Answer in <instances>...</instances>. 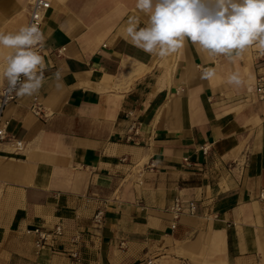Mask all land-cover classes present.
<instances>
[{
  "label": "crops",
  "instance_id": "crops-1",
  "mask_svg": "<svg viewBox=\"0 0 264 264\" xmlns=\"http://www.w3.org/2000/svg\"><path fill=\"white\" fill-rule=\"evenodd\" d=\"M27 3L0 0V31L25 25ZM131 15L142 27L135 0H51L45 83L1 115L23 146L0 142V264H264V99L255 91L264 55L250 47L233 63L190 40L149 55L127 38ZM11 51L0 48V66ZM206 68L211 80L201 79ZM233 72L241 87L227 83ZM55 225L64 236L36 249L26 231ZM76 232L79 261L67 252Z\"/></svg>",
  "mask_w": 264,
  "mask_h": 264
},
{
  "label": "clouds",
  "instance_id": "clouds-1",
  "mask_svg": "<svg viewBox=\"0 0 264 264\" xmlns=\"http://www.w3.org/2000/svg\"><path fill=\"white\" fill-rule=\"evenodd\" d=\"M138 16L126 21L129 42L149 55L170 56L190 40L210 55H223L235 63L250 47L264 55V0H135ZM45 34L37 23L21 26L16 32L0 31V48L12 51L4 56L0 78L7 82L5 95L32 96L45 83ZM215 68H206L203 80H211ZM57 88L62 86V72L53 73ZM227 83L241 87L244 80L238 72L229 75Z\"/></svg>",
  "mask_w": 264,
  "mask_h": 264
},
{
  "label": "built area",
  "instance_id": "built-area-1",
  "mask_svg": "<svg viewBox=\"0 0 264 264\" xmlns=\"http://www.w3.org/2000/svg\"><path fill=\"white\" fill-rule=\"evenodd\" d=\"M51 7V0H29L27 3V17L25 25L31 24V23H37L42 29V23L45 16V13L47 10ZM43 31V29H42ZM63 49L60 48L57 51V54H60ZM40 54H42L43 48L39 49ZM258 83L262 85H258L255 88V91L259 93V98L264 99V77L260 76L258 79ZM7 91V82L4 84V86L0 89V142L6 141L9 142L10 145L14 147V149H21L23 146V143L21 140H15L11 136H9L5 131V126L7 121H2L1 115L2 111L5 105H7L10 102H13L16 99L15 92H11L8 95H5V92ZM31 111L36 115H42L43 112L41 110V106L37 100L36 97L32 98L31 105H30ZM138 134V123L137 121H134L127 133L126 139L128 141H132L134 137ZM201 150L203 153H207L208 147H202ZM260 197L264 199V189L260 193ZM102 203L97 205L95 208V211L92 215V222L95 225H99L102 223L103 219V213H104V200H101ZM189 210L192 212L194 210L193 203L189 204ZM168 211L172 214L173 217V223L171 224V228L175 226V221L178 219L180 213H181V201L178 196L174 197L171 204L168 206ZM27 233H34L36 235V239L34 242V246L36 249H41L42 247H53L54 242L64 236L63 227L60 225H55L51 229H42L40 227H35L34 229H29L26 231ZM81 240V234L80 233H74L67 237V242L71 246L70 249L67 251L68 255L76 260H80L79 251L76 248L77 244ZM151 260H147L146 264H151Z\"/></svg>",
  "mask_w": 264,
  "mask_h": 264
},
{
  "label": "bare ground",
  "instance_id": "bare-ground-1",
  "mask_svg": "<svg viewBox=\"0 0 264 264\" xmlns=\"http://www.w3.org/2000/svg\"><path fill=\"white\" fill-rule=\"evenodd\" d=\"M26 1V3L29 1V0H25Z\"/></svg>",
  "mask_w": 264,
  "mask_h": 264
}]
</instances>
